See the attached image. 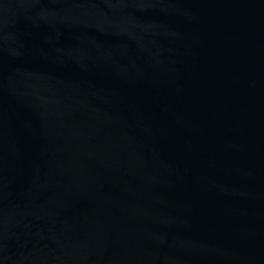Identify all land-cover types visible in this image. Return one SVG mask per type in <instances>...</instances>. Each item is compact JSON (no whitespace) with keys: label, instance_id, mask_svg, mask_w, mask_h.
Listing matches in <instances>:
<instances>
[{"label":"water","instance_id":"1","mask_svg":"<svg viewBox=\"0 0 264 264\" xmlns=\"http://www.w3.org/2000/svg\"><path fill=\"white\" fill-rule=\"evenodd\" d=\"M0 264H264V0H0Z\"/></svg>","mask_w":264,"mask_h":264}]
</instances>
